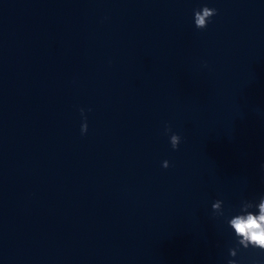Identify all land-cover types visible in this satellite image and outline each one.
<instances>
[{"label": "water", "instance_id": "water-1", "mask_svg": "<svg viewBox=\"0 0 264 264\" xmlns=\"http://www.w3.org/2000/svg\"><path fill=\"white\" fill-rule=\"evenodd\" d=\"M261 195L264 0H0V264H264Z\"/></svg>", "mask_w": 264, "mask_h": 264}, {"label": "clouds", "instance_id": "clouds-1", "mask_svg": "<svg viewBox=\"0 0 264 264\" xmlns=\"http://www.w3.org/2000/svg\"><path fill=\"white\" fill-rule=\"evenodd\" d=\"M218 14V10L203 6L194 12V23L196 28H207L212 17ZM91 111V109H88ZM84 122L81 124V134L88 133L89 125L87 123V116L85 110L80 109ZM165 133L170 134V143L174 150H178L182 142V137L179 133L172 131L171 125L165 127ZM164 168L170 167V162L165 160L163 162ZM213 216L215 218L225 217L224 201L217 199L212 204ZM227 223L234 231L237 243L244 249L257 248L264 251V195H261L257 200L245 199L241 202L239 212L227 219ZM237 248L230 249L232 257L237 256ZM228 264H237L235 259L228 261Z\"/></svg>", "mask_w": 264, "mask_h": 264}]
</instances>
